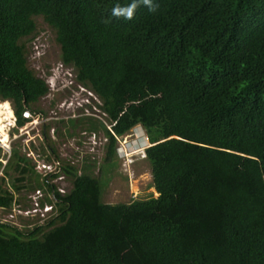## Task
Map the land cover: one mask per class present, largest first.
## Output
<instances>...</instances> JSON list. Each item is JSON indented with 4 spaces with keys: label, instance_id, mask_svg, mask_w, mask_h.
I'll return each mask as SVG.
<instances>
[{
    "label": "trees",
    "instance_id": "obj_1",
    "mask_svg": "<svg viewBox=\"0 0 264 264\" xmlns=\"http://www.w3.org/2000/svg\"><path fill=\"white\" fill-rule=\"evenodd\" d=\"M130 2L0 0L10 134L48 93L25 58L40 17L61 64L100 102L105 160L115 157V138L144 131L156 194L105 204L100 178L62 165L70 186L63 196L53 191L57 215L32 230L0 223V264H264V0H155L156 12L112 16ZM30 182L40 187L12 146L0 209Z\"/></svg>",
    "mask_w": 264,
    "mask_h": 264
},
{
    "label": "rangeland",
    "instance_id": "obj_2",
    "mask_svg": "<svg viewBox=\"0 0 264 264\" xmlns=\"http://www.w3.org/2000/svg\"><path fill=\"white\" fill-rule=\"evenodd\" d=\"M34 23V34L24 40L26 67L36 77L44 80L48 93L31 106L32 110L41 116V121L35 129L28 132L33 150L48 162L52 156H56L61 165L73 166L78 173L86 166V172L90 176L100 178L102 203L127 204L149 196L156 197L151 188L148 164L143 159V150L148 142L142 128L136 126L127 135L118 137L115 140V157L111 162L105 160L107 141L98 125L102 123L106 126L107 122L99 109L100 102L87 88L74 80L71 67L60 63L59 48L54 41L53 31L40 17H35ZM7 104L10 108L8 102ZM4 116L6 114L0 118ZM4 125V132L9 137L17 133L18 129L10 134V131L15 129L14 125L9 127L11 122L7 121ZM43 131L45 140L42 137ZM23 139H26L25 135L11 141L10 147L17 145L19 148ZM49 147L54 151V155L49 153ZM7 182V179H4L2 187L8 190ZM50 182H55L54 186L62 189L64 193L69 190L68 178ZM25 185L27 188L12 194L16 202L11 208L0 209V223L21 231L45 226L49 221L41 220L39 212L32 211L33 202L29 196L33 195L38 187L29 189L31 182ZM56 210L55 207L53 211ZM25 213L28 216H25Z\"/></svg>",
    "mask_w": 264,
    "mask_h": 264
},
{
    "label": "built area",
    "instance_id": "obj_3",
    "mask_svg": "<svg viewBox=\"0 0 264 264\" xmlns=\"http://www.w3.org/2000/svg\"><path fill=\"white\" fill-rule=\"evenodd\" d=\"M21 117L26 120L25 124L20 127L17 130V133L13 134L10 138L8 135H6L5 142L0 143V177H2V169L10 155L11 141L17 140L21 136L25 135L26 139L21 140L19 149L21 154H23L29 160L30 165L38 175V181L40 182V187L34 190L33 195L29 196V199H31L33 202L32 211L39 212L41 220H50L56 216H54V214L57 212L53 211V209H55L53 204L57 202L53 195V191H56L60 196L65 194L62 189L56 188L54 186L55 182H50L53 180L62 181L65 179V176L61 171L62 165L60 160L55 158L56 156H52L51 160L48 162L45 158H42L38 152L34 151L30 145V141L32 139L30 138L28 132L29 130L35 129V126L39 121H41V116L38 113H31L28 110H23L21 112ZM49 153L52 152L49 150ZM52 155L54 154L52 153ZM27 213L24 215L28 216Z\"/></svg>",
    "mask_w": 264,
    "mask_h": 264
},
{
    "label": "clouds",
    "instance_id": "obj_4",
    "mask_svg": "<svg viewBox=\"0 0 264 264\" xmlns=\"http://www.w3.org/2000/svg\"><path fill=\"white\" fill-rule=\"evenodd\" d=\"M140 7H146L150 12H156L159 8V4L156 3L155 0H131V2L126 4V5L117 4L116 6H114L112 9V16L115 18H118V19L123 18V19L131 20L134 17V14L137 11V9ZM12 119L13 120L11 121V124H12V122H13V124L9 127H12L14 125V118H12ZM6 135H8V134L6 133ZM8 137H9V135H8ZM115 140H117V138H115ZM147 147H148V145H147ZM143 157H144V155H143ZM55 204H53L54 207H56Z\"/></svg>",
    "mask_w": 264,
    "mask_h": 264
},
{
    "label": "bare ground",
    "instance_id": "obj_5",
    "mask_svg": "<svg viewBox=\"0 0 264 264\" xmlns=\"http://www.w3.org/2000/svg\"><path fill=\"white\" fill-rule=\"evenodd\" d=\"M3 114H6V116L0 118V143L5 142V140H6V133L4 131H1L2 129H5L4 123L7 121L11 122V120L13 118L12 112H11L10 108L8 107L7 102L0 103V116H2ZM4 119H7V120L4 121Z\"/></svg>",
    "mask_w": 264,
    "mask_h": 264
}]
</instances>
